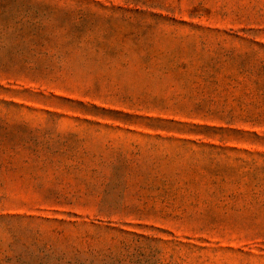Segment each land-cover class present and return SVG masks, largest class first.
Segmentation results:
<instances>
[{
  "label": "rangeland",
  "instance_id": "obj_1",
  "mask_svg": "<svg viewBox=\"0 0 264 264\" xmlns=\"http://www.w3.org/2000/svg\"><path fill=\"white\" fill-rule=\"evenodd\" d=\"M0 264H264V0H0Z\"/></svg>",
  "mask_w": 264,
  "mask_h": 264
}]
</instances>
